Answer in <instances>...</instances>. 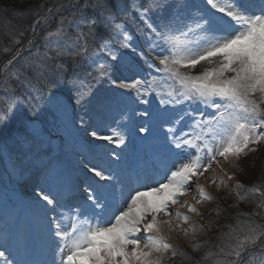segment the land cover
<instances>
[{"label":"snow or ice","instance_id":"obj_1","mask_svg":"<svg viewBox=\"0 0 264 264\" xmlns=\"http://www.w3.org/2000/svg\"><path fill=\"white\" fill-rule=\"evenodd\" d=\"M53 7L59 12L67 6L44 9L41 4L33 11L36 18L31 30L34 35L39 25H48ZM72 7L76 11L69 25L74 26L75 35H67L66 18L61 17L57 27L45 33L44 51L37 47L30 54L35 59L25 58L24 66L32 69L36 81L33 83V78L27 76L21 81L27 86V99L15 96V89L5 80L7 98L0 108V124L10 119L18 102L28 105L30 111H38L34 101H38L40 95L32 93H42L43 87L58 88L69 73L66 64L50 62L70 57L72 77L67 83L75 89L76 104L90 106L97 117L103 118L105 113L121 108L124 97L133 92L137 100L155 92L159 104L165 106L157 118L162 127L167 126L164 132L166 157L160 179L149 174L147 160L143 169L137 168L131 173L114 170L111 167L114 161L107 167L92 164L91 179L84 182L82 189V203L75 207L66 204L61 192L66 188L55 169L45 168L44 183L34 188V195L37 203L43 205L49 232L56 241L59 264H165L178 256L191 261L193 258L169 237L179 232L195 241L197 233L204 232V224L194 221L190 214L202 216L198 205L215 199L199 182L205 173L210 172L208 182L217 188L229 187V182H233L230 192L237 201L259 195L261 199L256 208L264 209V171L259 184L246 187L237 179L235 171L225 168V164H230L243 171L241 158L264 145V0H203V7L190 0H172L171 3L147 0L145 4L132 0L130 7L123 0H83L82 4L77 0ZM88 9L91 16L87 15ZM166 9L170 11L165 18ZM41 10H44L43 16ZM131 12H136L144 24V29L137 25L143 43L125 23H135ZM155 13L160 14L158 23ZM82 25L87 27V32ZM64 37L67 39L62 43ZM89 37L93 42L98 41L95 48L90 47ZM13 42L20 43L16 38ZM33 44L34 40L30 39L29 48ZM22 50H17L6 62L5 69ZM4 51L11 49L6 47ZM82 58L94 64L97 84L107 79L113 86L109 93L96 95L91 85L76 78L77 60ZM201 65L207 66L194 73ZM137 67L147 69L148 78L142 79L139 72L134 71ZM153 70L159 76H153ZM121 71L133 75H116ZM10 75L20 78L19 70ZM168 105L173 107L169 109ZM65 113L66 106L60 117L54 113V123H62ZM120 115L121 120L114 121L116 126L107 128L111 134L101 135L100 127L96 126L90 136L125 145L120 129L124 126L122 121L130 117L123 110ZM143 115L151 117L152 114ZM185 121L188 123L182 129ZM72 123L75 124V118ZM80 123L84 124L82 118ZM28 128L29 136L20 141L26 149V159L31 160L38 155L44 137L39 128L31 124ZM152 131L147 124L139 127L140 133L151 134ZM106 155L110 160L117 154L113 151ZM152 169L157 174L160 171L154 165ZM190 193L191 200L187 198ZM66 207L69 208L67 214ZM236 215V224L226 225L229 231L219 235L221 242L215 245L216 250L208 249L201 260L213 259V264H264V223L254 219L256 216L264 219V215L255 210ZM241 216L246 219L241 221ZM208 227H212L211 222ZM17 243L28 247L30 240L26 232L19 234ZM207 243L196 242L191 247L198 251ZM0 261L17 264L6 257L5 251H0Z\"/></svg>","mask_w":264,"mask_h":264},{"label":"rangeland","instance_id":"obj_2","mask_svg":"<svg viewBox=\"0 0 264 264\" xmlns=\"http://www.w3.org/2000/svg\"><path fill=\"white\" fill-rule=\"evenodd\" d=\"M53 0H34L33 3L27 5L26 14L31 19L33 11L41 4L44 5V9L52 6ZM62 1V2H61ZM17 2V1H16ZM18 2H22L18 0ZM61 3L57 5H66L67 7L62 8L59 12L53 8V14L49 19L48 25H39L37 27L36 36L33 34L32 30L30 35L21 41L20 43H14V38L19 39L20 33H13L9 36L8 41L0 45V54L10 53V57L16 55L17 49H23L20 55L13 61L11 65H8L7 69L2 67L0 78V108L4 106V101L7 98V93L5 92V80L8 84L17 90V96H26L27 86L22 84L21 81L25 76L33 78V83H36L31 68H26L24 66V61L26 57L35 59L31 57L30 54L34 53L37 47L40 51H44L43 47V37L45 33L50 30H54L57 27L61 17H65V26L67 28V35L74 36L75 28L69 25V21L73 19V13L76 8L72 7L73 4L77 3V0H60ZM80 4L83 0H78ZM140 4L147 3V0H137ZM172 0H168L171 3ZM191 3H195L203 7L200 2L203 0H190ZM123 3L128 7L131 6L132 0H123ZM23 4V3H21ZM168 9L165 10V18L169 14ZM40 15H44V10L40 11ZM87 15L91 16V9L87 10ZM120 14H117V22L120 21ZM131 16L135 19V23L131 21H125L127 28L135 34L136 38H139L140 43H143V38L140 36V32L137 30V25L140 29H144L143 22L139 19V15L136 12H131ZM159 13H155L154 19L159 22ZM35 16L33 20H35ZM78 19V17H77ZM32 20V19H31ZM32 20V22H33ZM26 28V26H24ZM84 32L88 29L86 26L82 25ZM25 28L21 29L22 32ZM98 31H100L98 29ZM37 39L31 48L28 46V41L30 39ZM67 37L62 38L63 40ZM90 47L95 48L98 41L93 42L91 37L88 38ZM22 43V44H21ZM135 46V45H134ZM10 48L11 51L5 52V48ZM20 47V48H18ZM123 51V50H122ZM127 55L131 58V53L128 52ZM61 58H57L51 61L53 65L56 63H63ZM84 60L85 66L82 67V61ZM78 61V60H77ZM81 65L78 66V70H75V75L78 80H83L85 84L92 86V90L96 95H104L109 93V90L113 88L107 81V79L102 80L99 84L96 83L94 77L96 73L94 72V64L89 59H79ZM157 65L159 64L156 61ZM87 66V76L83 74ZM207 65L198 66L195 72H200L202 67ZM81 68V70H79ZM19 70L20 78L16 79L10 74L13 71ZM81 74H78V72ZM134 71L139 72L142 79L147 77V69H139L138 67ZM91 73V75H88ZM116 75L119 76H132L131 72H118ZM113 76V79L116 78ZM153 76H159V74L153 70ZM72 70L69 71L68 77L62 79L61 84L58 88H42V93L33 92L32 95H40L37 103L38 111L33 112L29 110L28 105L18 102V107L13 109L10 119L0 124V131H2L0 137V240L2 237L8 236V245L2 247L0 245V251H5V255L9 260H15L17 264H53L55 260L56 264H59V256L56 255V241L51 236L49 232V224L43 215V205L37 203V198L34 195V188L37 185L44 183V171L47 169H55L57 174L60 176L61 180L64 182L65 188L61 189L64 195L65 202L70 207H75L76 205L82 203V189L84 187L85 181H90L92 174L89 169L92 164H102L107 167L111 163V167L116 171H123L124 173L134 172L137 168L143 169L145 160L148 157H153L155 153H165L166 157V142L164 132L166 127L161 126L160 120L157 118L161 109L165 106L159 104V99L156 97L155 92L150 95H145L146 97V110L147 113H151V117L146 120L149 126L153 129L152 133H134L135 124L134 119L129 111L134 109L135 99L133 96L124 97V104L121 105L119 109H113L110 112L105 113L104 117H97L93 112L90 111V106L88 105H77L74 97L75 89L72 88L71 84L67 83V79H71ZM135 78V77H133ZM21 83L22 86L18 85ZM16 86V87H15ZM37 87H42L41 84H37ZM18 88V89H17ZM55 89V90H53ZM71 89V91H70ZM72 99H69V97ZM51 97V98H50ZM66 106V113L62 117V123H54V116H61L64 113ZM169 109L173 106L168 105ZM193 107H199L198 105H193ZM124 111L130 117V119L122 121L124 125L120 130L125 138V146H118L109 141H101L96 137H91L90 133L95 129L96 126L100 127L101 135L111 134L107 128L115 127L114 121H120V112ZM209 111H211L209 109ZM88 112L86 115L85 113ZM34 117L35 119H33ZM32 118V119H31ZM73 118H75V124L72 123ZM81 118L84 124L80 123ZM103 119V124H100V120ZM21 121L22 126L19 127L18 123ZM188 121L184 122L181 126L183 129ZM33 125L39 128L44 137V143L40 146L38 155L32 156L31 160H27L25 157L26 149L21 143L20 138L29 136L28 125ZM92 125V126H89ZM1 128L3 130H1ZM59 134H55V133ZM258 152L253 153L249 156H244L239 161L243 171H239L233 168V171L237 173V179L242 182V179L252 181L256 178L259 170L264 171V145ZM115 152L117 155L111 156L110 160L106 153ZM122 154V157L120 155ZM123 158V159H122ZM175 159V157H173ZM170 161V160H169ZM206 162V161H205ZM254 162V165L253 163ZM16 165L14 168L13 165ZM88 165V168H85ZM159 169V173L163 175V171ZM155 171V170H154ZM211 171V170H210ZM156 172V171H155ZM260 172V175H261ZM209 173H205L203 178H205L206 190L209 191L215 199L212 201L205 202L202 205H198L202 216H195V214H190L193 216V220L199 224H204L205 230L202 233H197L196 240L192 241L190 238H183L185 241L174 244L178 245L182 250H189L196 261H201V264H213V259L201 260L204 252L208 249L215 251V245L219 244L221 241L218 239L222 232H228L229 229L226 225H235L237 220V212L245 213L243 209L249 207H256L259 199V195L249 196L243 201H237L235 194L230 192L231 183L229 187L217 188L215 185L208 182ZM201 179V178H200ZM200 182V181H199ZM79 183V184H78ZM246 187H251V184H245ZM213 187V190L211 189ZM68 191L67 195L66 192ZM194 193V188L192 189ZM188 197H191V194ZM243 194V192L241 193ZM66 196V197H65ZM187 197V198H188ZM235 205V207H233ZM264 211V209H261ZM67 214L69 208L64 209ZM49 216L52 214L49 213ZM241 221L245 220L246 217H239ZM212 223V227H208V223ZM66 224L69 220L66 219ZM22 232H26L30 243L27 248L18 245L17 237ZM5 235V236H4ZM208 241L198 251H193L191 244L199 242L204 244ZM2 264V261H0ZM165 264H187L182 263V258L176 257L173 261H166Z\"/></svg>","mask_w":264,"mask_h":264},{"label":"trees","instance_id":"obj_3","mask_svg":"<svg viewBox=\"0 0 264 264\" xmlns=\"http://www.w3.org/2000/svg\"><path fill=\"white\" fill-rule=\"evenodd\" d=\"M17 1V2H16ZM22 2H18V0H0V45H2L3 43L8 41V38L11 34L13 33H21V29L25 28L24 26H26V28L22 31L23 35H19L20 36V42L25 40L29 35H30V31H31V24H32V20L34 18V16H31V19L29 20V18L27 16H25L26 14V6L29 5L30 3H33L32 1L34 0H21ZM56 0H53L52 3H55ZM62 2V1H61ZM60 2V3H61ZM23 3V4H21ZM120 17V16H118ZM10 33V34H9ZM36 36V34H35ZM34 36V37H35ZM34 42L37 41L36 37L35 39H33ZM10 53H5V54H0V63L7 58L8 56H10ZM61 61L66 64V67H68L69 71L72 70V59L70 57H62ZM78 66L81 65V62L78 60L77 61ZM82 67L84 68L85 63L84 60L82 61ZM78 66L75 68V70L78 68ZM81 68H79V70H81ZM78 70V69H77ZM78 74H81V72L77 71ZM83 74L87 76V66L85 71L83 72ZM84 76V75H82ZM18 83V82H17ZM18 85L22 86L21 83H18ZM16 87V86H15ZM18 89V88H17ZM55 90V89H53ZM17 90L16 93H14L15 96H17ZM32 119V118H31ZM22 122L19 121L18 126L21 127ZM1 130H3L1 128ZM2 131H0V137H1ZM262 148L261 145H259L257 147V151ZM255 152H251L249 154L252 155ZM253 163V162H252ZM260 170L259 173L257 174L256 178H253V180L248 181L246 179H242V182H244L245 184H251L252 186L254 184H259L262 180V177L260 175ZM261 197L259 196L258 202L260 201ZM257 211L260 212L262 215H264V211H262L261 209H257L256 207H249L246 210L243 209L242 211H245V213H251L253 211ZM238 213V211H236ZM254 219H256L258 222L264 223V219H261V216H256L254 217ZM185 251V250H183ZM187 253L193 258L191 261L178 256V258H182V263H187V264H192V262L195 260L194 256H192L193 254H191V252L189 250H187Z\"/></svg>","mask_w":264,"mask_h":264},{"label":"bare ground","instance_id":"obj_4","mask_svg":"<svg viewBox=\"0 0 264 264\" xmlns=\"http://www.w3.org/2000/svg\"><path fill=\"white\" fill-rule=\"evenodd\" d=\"M200 4L203 5L202 2H200ZM130 96H133L134 99H135V96H136L135 92L131 93ZM145 101H146V97L145 96H143L139 100L135 99L134 109L132 111H129V113L132 115V117L134 119V121H133V123L135 124L134 133H137V134H141L139 132V127L140 126H142L144 124H147L148 125V123L146 122V120L148 119V117H146L145 115H143L146 112V110H148L147 107H146ZM118 146H121V145H118ZM122 146H125V145H122ZM164 155H165V153H155L153 157H148L147 158V164H148V167L150 169L149 174L152 175V176H154V177H156L157 179H160L163 175H161V173H158L157 174L152 169V166L153 165L154 166H158L164 172V160H165ZM120 157H122V154L120 155ZM168 163L170 164L171 161H168ZM144 166H145V162H144L143 168H144ZM225 168L229 172H233V168L231 167L230 164H225ZM217 174L220 175L221 173L217 172ZM200 183L203 184L206 187V185H205V178L201 177ZM229 183H233V182H229ZM211 189L213 190V187H211ZM67 193H68V191L66 192V195H67ZM188 199L191 200V197H188ZM181 211H186V209H181ZM7 237L8 236L6 235L5 237H2V240H0V245L2 247H5V245H8V240H7L8 238ZM169 238L172 241H174L175 243H180V242L185 241V239H184L185 237L183 238V235L181 233H179V232H173Z\"/></svg>","mask_w":264,"mask_h":264}]
</instances>
